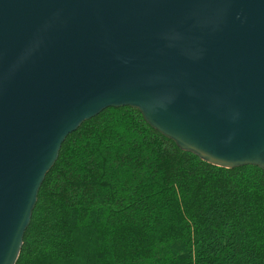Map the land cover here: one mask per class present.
Listing matches in <instances>:
<instances>
[{"label": "water", "instance_id": "95a60500", "mask_svg": "<svg viewBox=\"0 0 264 264\" xmlns=\"http://www.w3.org/2000/svg\"><path fill=\"white\" fill-rule=\"evenodd\" d=\"M264 171V0H0V264L63 144L109 108Z\"/></svg>", "mask_w": 264, "mask_h": 264}, {"label": "trees", "instance_id": "16d2710c", "mask_svg": "<svg viewBox=\"0 0 264 264\" xmlns=\"http://www.w3.org/2000/svg\"><path fill=\"white\" fill-rule=\"evenodd\" d=\"M17 264H264V171L210 165L109 108L63 144Z\"/></svg>", "mask_w": 264, "mask_h": 264}]
</instances>
